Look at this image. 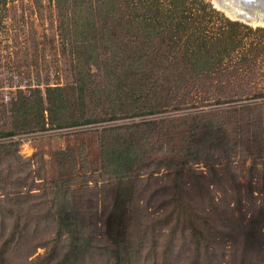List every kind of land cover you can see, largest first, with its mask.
Here are the masks:
<instances>
[{
	"label": "trees",
	"instance_id": "trees-1",
	"mask_svg": "<svg viewBox=\"0 0 264 264\" xmlns=\"http://www.w3.org/2000/svg\"><path fill=\"white\" fill-rule=\"evenodd\" d=\"M13 1L0 0V19ZM44 1L56 13V54L67 65L65 83L19 89L9 103L10 128L0 139L183 110L189 104L183 97L201 93L209 99L248 97L252 93L241 81L264 72V30L227 19L208 0ZM254 109L229 113L247 116L245 122L238 119V128L255 127L251 139L226 136L223 112L113 124L80 134L90 136L89 142L81 139L54 153L52 179L43 157L26 159L18 143L1 145L0 264H157L160 258L164 264H218L214 250L221 232L213 235L218 226L211 214L195 213L192 195L205 196L199 202L208 201L219 224L229 217L219 202L230 208L232 201L217 202L193 167L211 168L213 184L222 186L221 166L239 190L232 161L241 147L254 164L264 161L261 119L249 116ZM252 185L247 187L252 194L247 199L238 194L231 209L241 213L247 200L251 214L248 222L240 215L238 234L226 233L232 264H264V196L255 197ZM258 193L264 194V177ZM160 197V205H153ZM142 204L163 211L164 231L158 236L150 230L156 224L148 210H136ZM169 204L174 209L165 214ZM197 221L207 225L211 237L204 263L199 249L189 250ZM152 233L155 249L145 255L141 242ZM41 247L46 254L31 260ZM191 251L197 253L194 259Z\"/></svg>",
	"mask_w": 264,
	"mask_h": 264
},
{
	"label": "rangeland",
	"instance_id": "rangeland-1",
	"mask_svg": "<svg viewBox=\"0 0 264 264\" xmlns=\"http://www.w3.org/2000/svg\"><path fill=\"white\" fill-rule=\"evenodd\" d=\"M212 4V0H208ZM213 6V4H212ZM213 8L217 10L214 6ZM220 12L219 10H217ZM221 13V12H220ZM226 17L223 13H221ZM2 18L0 19V132L8 131L10 128L9 121V103L11 98L15 93L21 89L26 91L29 87H32L37 84H57L65 83V75L67 70V65H65V60L61 59L59 53L56 54V47L58 44L57 38V23H56V13L55 10L47 1H41L39 5L35 3L34 0H15L11 2L7 9L2 12ZM227 18V17H226ZM228 19V18H227ZM253 30L263 29L264 26H249ZM251 36V35H250ZM252 37V36H251ZM254 38V36H253ZM264 42V40H262ZM249 42V40H248ZM264 67V66H263ZM256 75H249L246 79L241 81L243 86L249 87L251 91V96L244 98L236 99H213L207 98L206 94H198L194 96H186L183 99H187L189 103L183 110L177 111H168L163 114H158L155 116H149L144 118H138L135 120H126L119 121L116 123H105L97 124L82 128H72L66 130H50L44 132H36L32 134H23L14 138L0 139V146L3 144H8L10 142L19 144V153L22 157L30 160L36 161L39 158L44 159L46 164V171L50 179L55 177V165H54V153L60 149H65L68 145L75 146L79 143V140L84 139L85 142H89L90 136H84L78 138L80 134H86L88 132H96L103 129L106 126L113 124H125L138 121H150V120H160V119H178L180 117L194 115L198 113H215L223 112V121L227 123L226 136L229 138H252L253 132L256 131V128L252 126V129H249L250 126L243 127L239 130L238 119L240 121H246L247 116L243 118L241 116H235L229 114L233 110L240 108H255L250 116V120L257 122L261 119V123L258 125L261 127V130L264 131V72L255 73ZM42 86V88L44 87ZM222 101L221 104H217V101ZM186 103V104H187ZM249 114L248 112H246ZM247 142V140H245ZM253 147V145H250ZM241 151L236 154L232 161L233 174L236 176L237 183L240 184L239 190L235 188L236 184H230L232 181L230 179V174L225 175L223 168L217 166L218 175L217 177L221 178L223 185H216L214 181L216 176L213 174L211 168L207 167L204 164H197L193 168L198 173L197 175L201 178V186L209 187L212 193L215 195L217 202L223 199L232 201L230 208L223 203L219 202L221 205L222 211L226 208L229 217L228 221L219 224L216 219V215L210 212L208 201H200L199 194L193 193V197L187 199L188 202L196 204L195 213L200 216H206V214H211L212 223L217 225L218 228L212 231L213 235L216 230H219L221 234L217 235V249L214 250L219 254L218 264H232L231 260V244L229 241L230 238L226 233L238 234L236 227L239 225L237 220H241L240 215L246 219V222L249 221L251 214H248L249 205L247 200L243 203L242 211H236L232 214L231 209L235 208V199L238 194L243 198L247 199L252 193L250 192L249 184L252 183L253 194L257 198H261L264 194L259 195V191L262 190V183L264 177V161L257 160L254 164L251 157L246 158L247 151L245 148L241 147ZM256 166L257 170L252 171L253 166ZM225 168V167H224ZM96 180H101L96 178ZM168 179L164 180L166 182ZM158 182H155L153 185V190L159 188ZM101 184V183H100ZM252 191V190H251ZM171 194H174V188H171ZM190 196H184L187 198ZM165 200L168 198L164 197ZM162 197L157 198L153 205H160V202L163 201ZM233 199V200H232ZM229 201V204H230ZM237 206V205H236ZM102 211H105L106 208L100 207ZM174 209V204L168 205L164 210L165 214ZM136 210L139 212H146L151 215H148L151 220H154L153 227L150 229L154 232L156 236L159 235V231H164L161 226L160 220L163 217V211L155 209V206H152V209H146L145 205H140L136 207ZM155 211L162 212L161 215L157 214ZM146 221H149L147 219ZM230 223H235L230 225ZM102 227V226H101ZM144 227V226H143ZM197 234V235H196ZM264 235V230H263ZM167 236V235H165ZM199 238V243L197 244L195 240ZM227 238V239H226ZM155 239L154 233L146 237V241L141 242L145 246V255L146 251H151L155 249V244L152 242ZM41 239L37 238L34 242L38 243ZM189 240L192 244L189 245V250L199 249L200 255L203 257L201 260L203 263L206 262V251L208 245H210L211 237L207 225H204L202 221H197L196 229L192 230ZM264 242V236L262 238ZM165 244V237L160 238V245ZM230 244V246H229ZM105 245V243L103 244ZM137 252L140 249V246L135 248ZM46 248H38L35 255L31 258L33 261H37L39 258H42L46 254ZM159 253L162 254L161 250ZM138 254V253H137ZM258 256V254H255ZM153 256V255H152ZM189 257H196L197 253L194 251L188 252ZM139 258V255H138ZM160 262L157 264H164L163 258L159 259ZM151 262V259L149 260Z\"/></svg>",
	"mask_w": 264,
	"mask_h": 264
},
{
	"label": "water",
	"instance_id": "water-1",
	"mask_svg": "<svg viewBox=\"0 0 264 264\" xmlns=\"http://www.w3.org/2000/svg\"><path fill=\"white\" fill-rule=\"evenodd\" d=\"M229 20L246 26H264V0H212Z\"/></svg>",
	"mask_w": 264,
	"mask_h": 264
}]
</instances>
